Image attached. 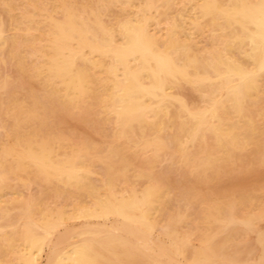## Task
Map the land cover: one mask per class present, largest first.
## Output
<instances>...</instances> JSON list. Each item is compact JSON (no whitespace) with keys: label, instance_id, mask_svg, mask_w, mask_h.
Wrapping results in <instances>:
<instances>
[{"label":"bare ground","instance_id":"6f19581e","mask_svg":"<svg viewBox=\"0 0 264 264\" xmlns=\"http://www.w3.org/2000/svg\"><path fill=\"white\" fill-rule=\"evenodd\" d=\"M262 94L264 0H0V264H264Z\"/></svg>","mask_w":264,"mask_h":264},{"label":"rangeland","instance_id":"374dc122","mask_svg":"<svg viewBox=\"0 0 264 264\" xmlns=\"http://www.w3.org/2000/svg\"><path fill=\"white\" fill-rule=\"evenodd\" d=\"M186 91V92H185ZM188 90H184V93L189 95V91L187 92ZM264 94L261 95L260 99H259V102L256 104V105H253V106H249V112L255 117V120H257L259 126H264V112L262 114V116H258L257 113H258V110H262L264 108ZM253 107V108H252ZM251 108V110H250ZM255 110V111H254ZM257 115V116H256ZM262 119V120H261ZM262 122V123H261ZM212 143V144H211ZM201 145H204L206 147H208L210 150H215L216 149V144H215V141H214V138L212 137V135H207V138L205 139V143L201 144ZM254 148L252 149H249V150H243L242 152H235L234 155L230 158L229 162L227 163H224L223 165V168L225 170L226 173H228V175L232 176V178H236L237 173L241 170V168L244 166L241 162L242 160H244V162L246 161H249L251 160V157L253 156V151ZM248 151V152H247ZM239 155V156H238ZM248 157V158H247ZM244 158V159H243ZM233 161V162H232ZM238 161V162H237ZM237 162V163H236ZM232 163V165H231ZM240 163V165H239ZM231 165V166H230ZM239 165V167H238ZM241 167V168H240ZM235 168V169H234ZM232 169V170H231ZM229 172H228V171ZM231 170V171H230ZM233 171V172H232ZM232 172V173H231ZM224 179V178H222ZM237 181L239 180V178H236ZM232 181H236V180H232ZM226 183V181H225ZM225 183H220L223 184L222 186H227L225 185ZM219 224V225H218ZM213 225H214V228H213ZM263 227H264V224H263ZM223 227L221 226L220 223H213L212 224V230L213 234H214V241L215 242H221L224 237L226 235H231L233 236L234 238V241L232 242V245L230 246V249L231 248H234V249H231V250H234L236 252H238L241 256H242V259H244L245 261H247L248 264H253L254 263V260L256 258V253H257V249H258V244H257V241H256V235L254 232L250 233V232H247V231H244V230H237L236 227L232 226L230 227L231 229H225L224 228L222 229ZM220 229V230H219ZM233 229V230H232ZM236 229V230H235ZM219 230V231H218ZM224 230V231H223ZM229 230V231H228ZM231 230V231H230ZM239 231V232H238ZM236 232V233H235ZM249 233V234H248ZM247 234V235H246ZM251 234V235H250ZM254 234V235H252ZM222 238H220L221 236ZM238 237V238H237ZM249 237V239L247 238ZM238 239V240H237ZM254 241H253V240ZM247 240V241H246ZM253 241V242H251ZM241 242V243H240ZM247 244V245H246ZM243 245V246H242ZM251 245V246H249ZM240 246V247H239ZM245 247V248H244ZM244 249V250H243ZM252 250V251H251ZM255 251V253L253 252ZM253 261V262H252Z\"/></svg>","mask_w":264,"mask_h":264}]
</instances>
